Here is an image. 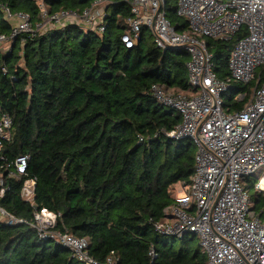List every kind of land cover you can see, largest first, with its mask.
Listing matches in <instances>:
<instances>
[{
  "label": "trees",
  "instance_id": "1",
  "mask_svg": "<svg viewBox=\"0 0 264 264\" xmlns=\"http://www.w3.org/2000/svg\"><path fill=\"white\" fill-rule=\"evenodd\" d=\"M92 1L41 0L49 13L81 11ZM165 2L172 25L185 30L177 0ZM0 4L39 18L38 0ZM129 16V5L114 0L106 6L102 33L67 24L0 44V102L13 115L12 138L1 148L6 191L0 206L28 222L35 208L59 212L56 228L87 238L88 251L98 261L113 252L118 264H206L194 234L164 236L154 226L172 202L175 185L190 183L195 145L190 138L164 135L180 115L159 103L150 88L188 89V53L181 47L158 48L145 26L127 47L122 36ZM11 26L0 7V34H8ZM244 32L206 40L217 77L229 82L222 93L226 112L241 109L255 84L229 80L228 58ZM260 71L262 80L264 66ZM241 91L247 96L238 101ZM20 155L28 156L22 179L35 180L33 206L20 195L22 181L8 177L5 169ZM246 188L251 190L249 184ZM251 198L264 204L255 192ZM0 264L82 263L63 245L40 240L30 224H7L0 216Z\"/></svg>",
  "mask_w": 264,
  "mask_h": 264
},
{
  "label": "built area",
  "instance_id": "2",
  "mask_svg": "<svg viewBox=\"0 0 264 264\" xmlns=\"http://www.w3.org/2000/svg\"><path fill=\"white\" fill-rule=\"evenodd\" d=\"M38 1L37 20L26 11L11 12L7 4H0L12 23L8 34H0V44L13 42L19 34L42 33L67 24L102 33L106 28V6L114 0H93L81 11L61 9L53 13ZM122 1L130 9L125 20L128 30L122 36L127 47L139 38L145 26L158 48L181 47L188 53V89L174 91L161 84L150 88L159 103L180 115L178 124L169 131L162 130L164 135L170 139L190 138L195 145L191 181L176 184L184 192H173L172 202L164 207V217L154 224L155 229L171 237L194 234L206 264H264V204L253 201L246 188L249 184L259 199H264V78L261 80L260 71L264 66V0H177L176 14L187 20L183 31H177L166 16L165 0ZM241 28L245 32L228 58L229 80L255 84L241 109L226 112L222 93L229 82L217 77L206 40L228 39ZM246 96L247 92L241 91L236 98L240 101ZM1 105L0 160H4L1 148L12 138L13 115ZM27 159V155H20L6 162L5 169L8 177L22 181L20 195L33 206L35 180L22 179ZM5 191L0 174V198ZM0 216L7 224H30L40 240L63 245L82 264H118L113 252L98 261L88 251L87 238L57 229L59 212L35 208L28 222L0 206ZM148 254L155 257L153 247Z\"/></svg>",
  "mask_w": 264,
  "mask_h": 264
},
{
  "label": "rangeland",
  "instance_id": "3",
  "mask_svg": "<svg viewBox=\"0 0 264 264\" xmlns=\"http://www.w3.org/2000/svg\"><path fill=\"white\" fill-rule=\"evenodd\" d=\"M257 173L259 174L260 171H257ZM253 183H255V181ZM183 192H184V190L182 188L178 187V185H175V187H174V193L175 194L182 195ZM250 193L251 194L254 193L253 188H251ZM176 244H178V241L176 242Z\"/></svg>",
  "mask_w": 264,
  "mask_h": 264
}]
</instances>
